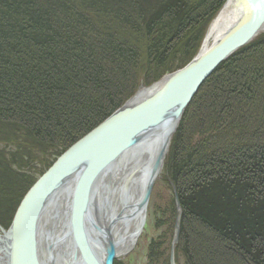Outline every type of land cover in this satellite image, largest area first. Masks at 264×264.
Wrapping results in <instances>:
<instances>
[{"label": "trees", "instance_id": "obj_1", "mask_svg": "<svg viewBox=\"0 0 264 264\" xmlns=\"http://www.w3.org/2000/svg\"><path fill=\"white\" fill-rule=\"evenodd\" d=\"M226 1L0 0V227L74 143L191 62ZM200 87L166 154L148 264H171L178 218L175 264H264V33Z\"/></svg>", "mask_w": 264, "mask_h": 264}, {"label": "water", "instance_id": "obj_2", "mask_svg": "<svg viewBox=\"0 0 264 264\" xmlns=\"http://www.w3.org/2000/svg\"><path fill=\"white\" fill-rule=\"evenodd\" d=\"M237 2V0H235ZM243 14L236 22L226 29L209 47L205 46L210 24L198 54L182 69L164 75L161 80L150 86H141L139 91L101 125L86 134L84 138L74 143L60 156L53 166L42 175L32 189L27 193L15 214L8 230L2 229L0 235V264H39L38 236L43 214L52 198L65 192L68 176L75 167H85L84 176L77 175L78 182L71 195V214L68 222L74 238V247L81 253L82 264H113L118 259L115 246L111 243L101 260L95 253V247L89 243V236L81 231L78 223L87 215L88 207L92 205L91 187L96 178L105 175L111 165L126 150L141 143L144 137L152 136L169 125L171 138L168 145L159 152L154 166L155 173L146 187L141 207L149 205L156 176L168 153L171 140L181 123L186 108L194 99L195 94L207 78L237 50L253 42L264 33V0H242ZM224 9V8H223ZM223 9L217 14L219 15ZM216 15V16H217ZM141 89L147 91L144 97L136 99ZM163 124V127H161ZM156 131V132H155ZM102 180V179H101ZM92 195V196H91ZM88 196H91L88 200ZM101 197L103 194L101 192ZM53 198V199H54ZM177 207L179 199L175 192ZM175 236L172 241L171 264H175L174 248L178 244L180 221L177 220ZM83 230V229H82ZM83 236H82V235ZM92 240V239H91ZM111 241H113L111 239ZM16 244V247H15ZM17 250V251H15ZM14 251L16 255L15 258ZM14 258L12 260L11 255ZM18 259V260H17ZM45 259V256H44ZM101 260V261H100Z\"/></svg>", "mask_w": 264, "mask_h": 264}, {"label": "bare ground", "instance_id": "obj_3", "mask_svg": "<svg viewBox=\"0 0 264 264\" xmlns=\"http://www.w3.org/2000/svg\"><path fill=\"white\" fill-rule=\"evenodd\" d=\"M222 8L223 11L214 18L209 28L205 48L225 33L226 29L236 22L237 17L243 14V1L227 0ZM145 93L147 91L141 89L136 99L144 97ZM174 125L175 122L164 129L162 124L163 130L156 135L144 137L147 140L124 151L119 159L113 162L109 172L105 175L100 174L92 184L90 189L93 194L92 205L88 207L87 215H84L82 222L78 223L83 229H81L83 235L89 236V243L95 247V253L101 260L111 249V243L115 246L116 257L124 259L135 249L143 235L147 225L149 205L143 209L142 199L147 185L153 179L154 163L159 152L168 145L172 136L170 131ZM84 169L85 167L78 166L70 171L67 180L69 182L66 185L68 189L53 197L44 211L37 237L39 264H82L81 253L73 243L72 231L76 229L69 228L68 222L72 207L71 195L78 182L77 175L83 174L81 176L83 177ZM162 171V168L158 170L156 180ZM91 196H88L87 202ZM15 251L16 258L18 255ZM11 258L13 260V254ZM18 264H21L20 261Z\"/></svg>", "mask_w": 264, "mask_h": 264}, {"label": "rangeland", "instance_id": "obj_4", "mask_svg": "<svg viewBox=\"0 0 264 264\" xmlns=\"http://www.w3.org/2000/svg\"><path fill=\"white\" fill-rule=\"evenodd\" d=\"M171 194L172 189L169 188L168 183L165 181V179H163L162 171L159 178L154 183L153 192L150 197V204L148 208L149 214L147 218V225L145 227L143 235L136 244L137 246L135 247V249L130 252L127 256H125L124 259H117L118 261L124 264H148L147 253L148 246L150 245L149 243L151 240L156 239L161 234V232L165 230V228H158L156 226V219L160 216L158 208L159 206L165 205L166 201L168 200L169 196H171ZM1 228L2 227H0V235L2 234Z\"/></svg>", "mask_w": 264, "mask_h": 264}]
</instances>
